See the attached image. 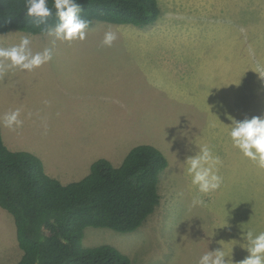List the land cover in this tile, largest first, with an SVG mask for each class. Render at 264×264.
I'll use <instances>...</instances> for the list:
<instances>
[{
  "label": "rangeland",
  "instance_id": "374dc122",
  "mask_svg": "<svg viewBox=\"0 0 264 264\" xmlns=\"http://www.w3.org/2000/svg\"><path fill=\"white\" fill-rule=\"evenodd\" d=\"M158 4L152 24L97 22L82 41L0 33V47L27 36L33 52L52 49V59L31 72L0 74L2 137L13 151L48 152L44 169L64 184L99 158L118 166L132 147L156 146L168 160L156 210L133 232L86 227L83 244H112L130 264H198L218 248L239 264L247 255L241 233L264 231V169L233 146L225 113L264 116V0ZM107 32L116 35L111 46L102 43ZM82 46L88 49L70 55ZM16 110L22 125L5 127L3 116ZM200 147L220 160L221 185L208 194L192 185L183 163ZM16 233L0 206V264L20 260Z\"/></svg>",
  "mask_w": 264,
  "mask_h": 264
},
{
  "label": "trees",
  "instance_id": "16d2710c",
  "mask_svg": "<svg viewBox=\"0 0 264 264\" xmlns=\"http://www.w3.org/2000/svg\"><path fill=\"white\" fill-rule=\"evenodd\" d=\"M81 17L97 22L146 26L160 15L158 0H76ZM53 8L54 0H47ZM26 0H0V33L20 30L41 34L25 13ZM57 18L49 17V26ZM43 27V26H41ZM0 127V206L12 214L22 256L16 264H130L112 244L85 246L86 227L133 232L161 202L159 182L168 166L165 154L151 144L132 147L121 164L107 158L90 165L80 179L62 183L44 169L42 159L13 151Z\"/></svg>",
  "mask_w": 264,
  "mask_h": 264
},
{
  "label": "clouds",
  "instance_id": "9594fccd",
  "mask_svg": "<svg viewBox=\"0 0 264 264\" xmlns=\"http://www.w3.org/2000/svg\"><path fill=\"white\" fill-rule=\"evenodd\" d=\"M26 8V17L33 19L40 28L41 35L53 37V43L56 40L71 42L86 38V30L91 21L81 17L82 9L76 0H54L53 8L57 18L55 26L48 24L49 17L53 16V8L48 6L47 0H26ZM115 39V33L107 32L102 43L111 46ZM30 44L31 40L26 36L19 44L10 48L0 47V74L5 69L15 68L31 72L52 59L51 48L33 52ZM19 114V110L6 113L2 118L3 125L8 128L20 127L22 121L19 119ZM225 115L231 121L229 136L233 146L244 157L255 162L258 168L264 169V116L237 120L227 113ZM183 163L186 165L187 174L191 177L192 185L199 193L208 194L220 187L221 177L216 173V166L220 160L213 156L209 148L200 147L195 154L186 156ZM202 203L203 200H193V205ZM241 240L246 241L240 244V247L247 255L239 264H264V231L258 234L252 230L242 232ZM198 264H233V258L231 261L226 259L223 249L218 248L202 255Z\"/></svg>",
  "mask_w": 264,
  "mask_h": 264
},
{
  "label": "crops",
  "instance_id": "0c3cea01",
  "mask_svg": "<svg viewBox=\"0 0 264 264\" xmlns=\"http://www.w3.org/2000/svg\"><path fill=\"white\" fill-rule=\"evenodd\" d=\"M67 46V45H66ZM65 48V47H64ZM63 48V49H64ZM62 49V50H63ZM88 49V47L87 46H82L81 47V49H70V55H78V54H81V52H84V51H86ZM62 50H59V51H56V52H60V51H62ZM89 51H92V50H89ZM58 57L56 56V59H57ZM61 58H63V57H61ZM55 59V60H56ZM59 61H66V60H59ZM71 63V62H70ZM73 69H77V67H75V66H73ZM2 135H3V131H2ZM74 153H76V152H74ZM40 156V158L42 159V161H43V163H46V160H45V155L47 156V155H49V153L48 152H46V151H44L42 154H38L37 153V156ZM57 170H58V168L57 167H52L51 169H50V171L51 172H53V173H57ZM89 172V171H88ZM87 172V173H88ZM86 173V174H87ZM85 174V175H86ZM84 175V176H85ZM53 176V175H52ZM53 177H55V176H53ZM57 178V177H56ZM80 178H82V177H80ZM80 178H78V179H80ZM60 180V179H59ZM75 180H77V179H75ZM61 181V180H60ZM71 181H73V180H71ZM70 182V181H69ZM68 183V182H67ZM19 251H20V255H22V250L21 249H19Z\"/></svg>",
  "mask_w": 264,
  "mask_h": 264
}]
</instances>
